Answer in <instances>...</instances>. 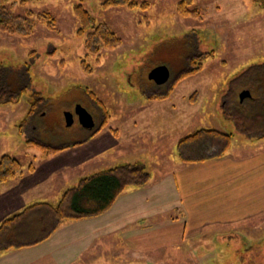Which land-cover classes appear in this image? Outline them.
I'll return each instance as SVG.
<instances>
[{
  "label": "rangeland",
  "instance_id": "1",
  "mask_svg": "<svg viewBox=\"0 0 264 264\" xmlns=\"http://www.w3.org/2000/svg\"><path fill=\"white\" fill-rule=\"evenodd\" d=\"M102 1L34 0L23 6L9 5L16 15L47 12L57 25L51 30L38 24L28 37L0 32V65L10 70L7 81L11 79L13 87L24 89L21 105L14 108L17 126L26 118L28 99L37 91L45 103L30 123L31 137L43 145L83 151L79 148L89 143L90 133L82 127L77 107L90 112L97 122L106 121L110 114L109 127H118L123 114L122 99L145 101L146 94H165L174 87L161 106L172 115L166 123L158 118L164 110L158 107L146 113L153 121L147 122L149 127L145 131L130 122L120 128L125 133L120 149L130 154L127 163L122 164H144L154 179L162 173L170 174L180 161L178 141L200 129L231 132L234 135L231 151L242 144L247 147L246 154L261 147L260 140H248L233 122L224 118L222 106L229 81L251 66L264 64V0H195L203 15L201 21L178 15L181 0H143L149 4L148 8L107 10L102 8ZM78 3L97 22L107 23L123 43L114 50H103L100 57L87 56L84 37L78 34L80 23L74 14ZM207 52L214 55L204 61L198 74L178 78L189 70L191 56ZM83 60L92 66L91 73L83 69ZM162 65L169 68L171 77L166 84L157 85L149 74ZM5 76L2 73L0 78ZM87 90L103 103L102 109ZM66 113L74 117L71 126H67ZM163 128L164 133L158 134ZM140 150L144 151L139 153ZM17 152L26 169L32 163L52 158L44 156L36 145ZM78 153H83V157L71 172L75 181L69 187L103 168L102 158L92 161L86 157V151ZM109 153H114V157L117 150ZM59 196L52 193L49 200L57 202ZM162 217L154 218L158 227L152 236L134 242L136 256L130 255L128 244L114 235L104 240L99 249L95 247L96 264H264V214L227 225L188 229L184 236L179 227H160L161 222H171L176 217L184 220V214L176 210ZM115 247L125 250H111ZM118 257L127 262L119 263L122 261Z\"/></svg>",
  "mask_w": 264,
  "mask_h": 264
},
{
  "label": "crops",
  "instance_id": "2",
  "mask_svg": "<svg viewBox=\"0 0 264 264\" xmlns=\"http://www.w3.org/2000/svg\"><path fill=\"white\" fill-rule=\"evenodd\" d=\"M22 96L23 94L16 102L0 101V158L11 154L20 159L17 151L21 153L29 146L25 141L29 137L31 126L25 128L24 134L15 124L14 108H19ZM145 97L146 102L141 99H122L121 106H124L122 122L119 120L118 127H109L111 116L108 114L109 119L93 133L95 135L89 143L79 148L86 151V157L92 161L98 157L102 158L103 168L100 169L117 166V163L118 165L127 163L130 154L120 149L122 136L125 135L120 128H123L124 123L130 122L136 129L142 128L141 130L145 131L149 127L147 122L153 121L150 114L146 113L164 106L163 102L167 101L152 100L151 94H146ZM26 111L28 113L29 108ZM128 115L131 117L130 120ZM171 117L172 115H168L164 109L158 118L166 123ZM143 122L145 125L139 126ZM141 130H135V133H140ZM163 131L164 128L159 129L158 134H163ZM258 143L261 147L255 153L246 154L247 147H243L245 145L242 144L238 145L241 147L237 146V150L230 149L219 159L196 164H185L180 160L177 169L172 173H162L155 179L151 176L148 185L125 190L113 207L101 216L66 222L42 243L24 249L1 252L0 264H96L94 260L96 248L102 247L103 241L114 235L118 236L122 243L128 244L127 247L131 249L130 255L136 256L138 252L133 248L134 242L140 241L142 237L152 236V231L158 227L154 218L166 216L169 211H180L186 218L176 220V217L171 219V222L163 221L160 227H179L182 236L188 229L195 230L214 224L227 225L237 220L262 215L264 138ZM112 149L117 150L114 156L117 159L113 161L111 158H114V153H109ZM83 151L70 148L57 152L49 160L33 163V171L25 170L15 180L0 184V224L32 203L56 204L62 193L69 188V183L75 181L70 175L83 157V153L78 152ZM143 151L140 150L139 153ZM100 169L99 171H102ZM52 193L60 195L57 202L49 200ZM119 248L111 250L123 251L126 246ZM138 250L140 251L139 247ZM87 254L89 257H86ZM113 255L117 257L115 252ZM118 259L122 261L119 263L127 262L119 257Z\"/></svg>",
  "mask_w": 264,
  "mask_h": 264
},
{
  "label": "trees",
  "instance_id": "3",
  "mask_svg": "<svg viewBox=\"0 0 264 264\" xmlns=\"http://www.w3.org/2000/svg\"><path fill=\"white\" fill-rule=\"evenodd\" d=\"M34 0H0V32L14 36L28 37L32 35L38 24H44L51 30L56 28L55 18L47 13L35 14L27 11L16 15L9 5H26ZM103 9L128 7L130 9L148 8L149 4L143 0H103ZM177 13L184 18L203 20V15L195 0H181L177 6ZM74 14L80 28L78 34L84 37L87 56L100 54L103 50H114L122 43V38L104 22H97L83 4H75ZM213 52L191 56L188 60L189 70L178 77L193 76L203 69L204 61L213 56ZM82 67L87 73L93 68L82 61ZM10 70L0 65V101L16 102L24 93V89L13 87L12 81H7ZM174 89V87H173ZM165 94L154 93L152 100H164L173 90ZM249 90L251 97L240 101V93ZM95 103L103 108V103L89 93ZM28 99L29 111L26 118L18 125L21 133L32 123L36 114L45 103V99L37 91ZM223 116L233 122L236 129L248 139L260 140L264 138V64L254 65L244 70L229 81L228 89L222 106ZM109 116V115H107ZM31 126V125H30ZM32 131V130H31ZM33 132V131H32ZM31 132V133H32ZM26 138V143L41 147L46 156L63 151L69 146L52 147L37 143L35 138ZM96 133V132H95ZM90 135L89 140L94 136ZM234 135L231 132L218 129H200L182 137L177 144V153L185 164H196L208 160L222 158L233 145ZM25 170L33 171L34 164L28 168L20 159L11 154L0 158V184L15 180ZM151 175L145 165L122 164L96 172L80 179L78 185L67 188L56 204L35 202L4 219L0 224V253L10 250L24 249L35 246L49 239L57 229L66 222L95 218L108 212L117 199L128 188H140L149 184Z\"/></svg>",
  "mask_w": 264,
  "mask_h": 264
},
{
  "label": "water",
  "instance_id": "4",
  "mask_svg": "<svg viewBox=\"0 0 264 264\" xmlns=\"http://www.w3.org/2000/svg\"><path fill=\"white\" fill-rule=\"evenodd\" d=\"M171 77V72L167 66H158L154 68L150 74L149 79L154 81L157 85L166 84ZM240 101L242 102L244 99L251 97V93L249 90H244L239 95ZM77 115L79 116V121L83 128L92 129L95 126V121L90 112L85 110L82 107H77L76 110ZM66 121L67 126H71L74 122V117L71 113H66Z\"/></svg>",
  "mask_w": 264,
  "mask_h": 264
},
{
  "label": "flooded vegetation",
  "instance_id": "5",
  "mask_svg": "<svg viewBox=\"0 0 264 264\" xmlns=\"http://www.w3.org/2000/svg\"><path fill=\"white\" fill-rule=\"evenodd\" d=\"M93 118L95 121V126L92 129H88L89 130L88 132L90 133L89 136L92 135L93 133H95L99 129L100 125L103 123L102 120H101V122H97V120L95 119L94 116H93Z\"/></svg>",
  "mask_w": 264,
  "mask_h": 264
}]
</instances>
